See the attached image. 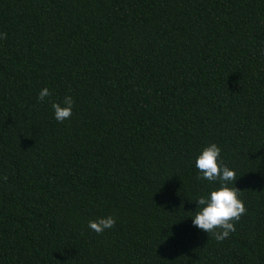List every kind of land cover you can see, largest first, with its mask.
I'll return each mask as SVG.
<instances>
[{"label": "trees", "instance_id": "obj_1", "mask_svg": "<svg viewBox=\"0 0 264 264\" xmlns=\"http://www.w3.org/2000/svg\"><path fill=\"white\" fill-rule=\"evenodd\" d=\"M211 142L246 208L221 241ZM0 264H264V0H0Z\"/></svg>", "mask_w": 264, "mask_h": 264}, {"label": "clouds", "instance_id": "obj_2", "mask_svg": "<svg viewBox=\"0 0 264 264\" xmlns=\"http://www.w3.org/2000/svg\"><path fill=\"white\" fill-rule=\"evenodd\" d=\"M52 95L48 87L42 88L37 96L38 101H45ZM74 99L66 95L60 102H53L51 107L55 120L64 122L72 115ZM198 175L209 182H218L205 194L199 196L195 214L191 215L192 223L203 232L214 235L217 241L226 238L235 230L234 221L246 211L240 190L236 187L238 176L236 170L223 163L221 147L215 143H208L203 147L195 159ZM233 183L235 186H233ZM116 217L102 216L88 221L87 227L96 233H103L114 226Z\"/></svg>", "mask_w": 264, "mask_h": 264}]
</instances>
